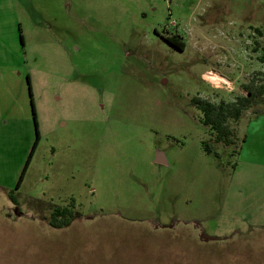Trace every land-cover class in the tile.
Returning a JSON list of instances; mask_svg holds the SVG:
<instances>
[{"label":"rangeland","instance_id":"374dc122","mask_svg":"<svg viewBox=\"0 0 264 264\" xmlns=\"http://www.w3.org/2000/svg\"><path fill=\"white\" fill-rule=\"evenodd\" d=\"M263 54L264 0H0V121L36 113L0 122V264H264V101L233 145L192 101L246 95Z\"/></svg>","mask_w":264,"mask_h":264},{"label":"trees","instance_id":"16d2710c","mask_svg":"<svg viewBox=\"0 0 264 264\" xmlns=\"http://www.w3.org/2000/svg\"><path fill=\"white\" fill-rule=\"evenodd\" d=\"M170 39V38H169ZM21 40L23 42V35H21ZM177 48L183 50L184 43L180 42L177 38L172 41ZM260 60L264 62V54L260 57ZM29 82V79H28ZM244 89L246 90V95L238 96L236 100L231 102L221 101L219 103L212 102L206 98L195 97L193 98L194 105L202 112V121L208 126L210 138L215 135L216 141L222 142L226 145H233L236 143L234 139V131L228 122L230 119L238 121L243 113L248 109L253 108L258 101H264V82L257 83V80L253 78L250 82L244 84ZM31 100H32V94ZM33 103V101H32ZM33 114L34 119L36 118L34 104ZM257 112L256 114H258ZM37 128V125H36ZM39 131L37 129V137L34 146L29 154V157L23 167L20 174L19 180L17 182V188L20 187L24 175L31 163L33 154L38 145ZM204 149L207 153L214 152L218 157H220V152L217 151L212 145H210L209 140L204 141ZM235 155V154H232ZM15 200V196L12 197ZM75 216V212L67 206H56L53 211H51L49 224L53 227H64L70 223L72 218Z\"/></svg>","mask_w":264,"mask_h":264},{"label":"crops","instance_id":"0c3cea01","mask_svg":"<svg viewBox=\"0 0 264 264\" xmlns=\"http://www.w3.org/2000/svg\"><path fill=\"white\" fill-rule=\"evenodd\" d=\"M0 82H1V80H0ZM6 92H7V90L4 91V94ZM21 92H23V91H21ZM0 94L1 95L3 94V88L1 86H0ZM20 98H21V100L18 102L19 107L16 104L15 110L7 108L8 110L6 111V116H4L5 118L2 119L1 121L3 122V128H5V130H7V131H16V130L22 131L23 134L26 135V137H25V139H26L27 137H29V138L31 137V131L33 129V123H35L34 114H33V106H29L27 99L25 98V95L23 93H20ZM30 98H31V95H30ZM31 103H32V100H31ZM3 110H6V109L3 108ZM1 117H3V116L0 115V118ZM32 121H33V123H32ZM33 141L34 140L32 138L26 142L25 152L28 153V151H29V154H30V152L34 146V143H35V141L34 142ZM37 147H38V145H37ZM35 152H36V149H35ZM29 154H28V157H29ZM28 157H26V158L28 159ZM27 159L25 160V163H26Z\"/></svg>","mask_w":264,"mask_h":264},{"label":"water","instance_id":"95a60500","mask_svg":"<svg viewBox=\"0 0 264 264\" xmlns=\"http://www.w3.org/2000/svg\"><path fill=\"white\" fill-rule=\"evenodd\" d=\"M156 161H158V162H164L165 161V158H164V156L162 154H159L157 156V158H156Z\"/></svg>","mask_w":264,"mask_h":264},{"label":"built area","instance_id":"2783aa9c","mask_svg":"<svg viewBox=\"0 0 264 264\" xmlns=\"http://www.w3.org/2000/svg\"><path fill=\"white\" fill-rule=\"evenodd\" d=\"M210 73H213V71H209ZM213 82V81H212ZM218 82H219V84H216L215 82H213L215 85H217V86H219V85H222V83H225L226 81L225 80H221V79H219L218 80ZM227 83H230V82H228L227 81Z\"/></svg>","mask_w":264,"mask_h":264},{"label":"flooded vegetation","instance_id":"af4514ba","mask_svg":"<svg viewBox=\"0 0 264 264\" xmlns=\"http://www.w3.org/2000/svg\"><path fill=\"white\" fill-rule=\"evenodd\" d=\"M170 38V39H169ZM177 37L176 36H169V37H167V39L169 40V42H171L172 43V41H175V39H176ZM173 44V43H172ZM175 45V44H174Z\"/></svg>","mask_w":264,"mask_h":264},{"label":"bare ground","instance_id":"6f19581e","mask_svg":"<svg viewBox=\"0 0 264 264\" xmlns=\"http://www.w3.org/2000/svg\"><path fill=\"white\" fill-rule=\"evenodd\" d=\"M221 76H222V75H221ZM219 79L224 80V79H222V78H219ZM219 79H218V80H219ZM228 81H229V79H228ZM226 82H227V81H226ZM218 84H219V83H218Z\"/></svg>","mask_w":264,"mask_h":264}]
</instances>
